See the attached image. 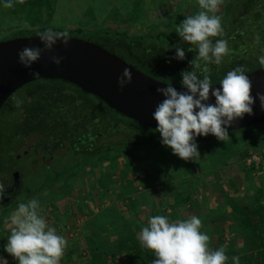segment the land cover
I'll return each mask as SVG.
<instances>
[{"label":"rangeland","instance_id":"1","mask_svg":"<svg viewBox=\"0 0 264 264\" xmlns=\"http://www.w3.org/2000/svg\"><path fill=\"white\" fill-rule=\"evenodd\" d=\"M227 1L231 0H222L217 11ZM5 2L6 0H0V39L27 35L25 27L48 25L81 26L84 31L78 34L79 37L99 41L96 31L105 26L128 32L154 27L166 30L173 26L175 20L181 21L201 10L198 0H40L39 5H34V0H28V3L24 0L22 4L18 0H11L13 7L10 8L4 7ZM93 28V32L88 30ZM256 38L255 41L261 44L257 43L248 63H258L259 57L264 56V42ZM228 47H231L229 43ZM226 74L219 73L215 78L223 79ZM70 89L74 90L73 87ZM111 115L120 126L127 127L128 130L142 133L146 130L126 117L114 113ZM7 116L3 109L0 110V125L1 120ZM254 129L255 134L247 137H241L239 131L228 132L230 139L227 141H220L212 134L199 136L201 140L195 141L200 143L197 144L200 157L195 160L185 161L168 147H152L130 149L127 154H115L112 151L103 158L92 157L82 164L81 157L78 159L71 151H65L62 156L54 155L48 161L29 163L11 199L0 205V249L4 250L7 244L4 238L8 239L11 234L10 216L20 203L29 201L30 197L39 201V215L44 219H57V225L68 220L63 211L81 213L83 204L87 205V200L82 205L79 203L81 191L83 194H94L95 203L98 202V197H102L101 201H108V211L119 209L123 215H128L132 208L141 213L147 212L149 220L151 216H155V212L162 215L163 212L173 210L169 204L179 187H173L171 183L180 182L183 190L191 196L190 202L182 206L184 210L181 211V219L192 216L199 218L202 222L201 232L210 237L209 247H215L216 232L211 228L230 220L225 197L239 203H250L258 195L264 202V171L258 172L261 168L248 171L244 159L248 148H264V121L254 125ZM110 136L117 138L120 134L112 133ZM47 170L51 173L49 176L44 175ZM37 178L39 179L36 180ZM123 178L130 184L123 185ZM128 186L130 188L127 190ZM57 207L60 213H57ZM74 221L77 225L79 217ZM94 221L88 223L86 220L83 223L81 220L83 227L76 229V233L72 231L73 241L67 239L64 255L71 247L68 253L74 259L78 258L76 264L87 262L83 258L87 257L84 256L87 254L85 238L89 231L105 242L110 234H115L113 225L103 231L101 226L106 225L97 223V219ZM90 224L96 226V229H89ZM57 234H60V230ZM97 237L95 238L98 239ZM228 237L233 243V251H228L226 255H231L234 251L241 253L247 249V239L242 233H230ZM72 243L74 246H70Z\"/></svg>","mask_w":264,"mask_h":264},{"label":"trees","instance_id":"2","mask_svg":"<svg viewBox=\"0 0 264 264\" xmlns=\"http://www.w3.org/2000/svg\"><path fill=\"white\" fill-rule=\"evenodd\" d=\"M39 2L40 0L38 2L34 0V5H39ZM25 3H28V0ZM215 15L221 18L223 34L218 37H210V39L213 42L218 39H225L231 47H229V53L223 57L220 65H208L212 82L218 81L215 77L219 73H227L238 66H243L248 71L261 65L259 62H248L251 60L257 43L261 44L259 41H255L256 37L264 42V0L227 1ZM181 21L175 20L173 26L166 30L154 27L137 32H128L127 30L105 26L100 30L96 29L99 30L96 31V37L101 41H91L108 48L128 63L154 78L175 85H182L181 72L191 70L189 62L195 60L198 53L196 45L183 41L176 33V28ZM47 28H52L55 31H67L72 36H78L84 31L81 26L57 27L48 25L34 28L25 27L24 30H27L26 34L29 35L43 32ZM88 30L95 31L94 28ZM175 46L185 50L183 60L173 59ZM189 48L192 50L189 51ZM200 64L203 66L204 62L200 61ZM26 87L28 88L25 89ZM71 87H73V91L70 89ZM20 88L23 90H20ZM18 90L21 92H18ZM2 109L8 116L6 119L2 118L4 120H1V144H7L8 140L13 138L14 128L19 116L22 118L25 130L35 129L45 140L49 136L50 128L52 131L62 134L61 130L66 126L65 123L68 119L69 132L78 128V125L71 122V120L80 118L81 114V164L92 157L103 158L112 151L115 154L120 152L127 154L130 149L166 147L161 143L160 133L156 129L133 121L128 117L126 118L144 127L145 132H135L128 130L127 127L120 126L111 114L123 115L117 113L94 95L61 79L38 78L23 84L3 101L0 106V110ZM262 121L264 119L228 132L239 131L241 137L251 136L256 131L254 125ZM112 133H119L120 136L113 138L110 136ZM208 135H211V133ZM201 137H195V140L199 141ZM0 156H3L2 159L6 162L9 161L7 165L14 160V158H11L10 148L4 149V153H0ZM246 168L248 171H252L259 168V166L255 167L250 164ZM173 170L176 169L173 167ZM122 180L123 185L130 184L124 178ZM171 186L179 187L174 192L172 202L169 204L173 210L163 212L164 215H162L168 217L170 222H174L181 219V211L184 210L182 206L190 202L191 196L183 190L181 182L171 183ZM129 188L130 186L126 189ZM252 200L250 203H237L230 197H225L229 208V217L232 221L211 228L213 232H216L215 247H209L211 250L226 247V253L233 251V243L228 237L230 233H242L247 239V249L241 253L234 251L233 254L227 255L229 259L225 264H234L231 259L233 256L240 257L239 264H264V202L261 200V196L258 195ZM158 202L160 204V201ZM213 211H211V214H213ZM129 214V217L123 215L119 209L108 211V207L98 212L96 217H98L100 224L102 222L106 225L104 227L101 224L103 225V227L101 226L104 229L103 231H106L112 225H117L118 228L115 231V236L112 239H107V242L102 241L94 233H91L92 231H89L85 238L88 264H152V261L156 259L155 254L150 249L142 247L139 241L142 226L148 225L146 216L143 215V211L141 213L139 210L132 208ZM156 214L158 215L155 212ZM114 222L116 223L114 224ZM122 254L125 256L122 257Z\"/></svg>","mask_w":264,"mask_h":264},{"label":"clouds","instance_id":"3","mask_svg":"<svg viewBox=\"0 0 264 264\" xmlns=\"http://www.w3.org/2000/svg\"><path fill=\"white\" fill-rule=\"evenodd\" d=\"M18 2L22 4L24 0ZM221 3L222 0H198L201 10L185 17L176 28L183 41L197 46V58L189 62L191 70L181 72V84L187 91L178 92L170 83L156 89L165 97L152 113L157 121L156 131L160 133L161 143L185 161L200 157L195 137L211 133L218 140L227 141L230 139L227 129L232 122L243 118L245 113L253 114L252 82L243 66L227 72L219 82L221 88L211 89L215 105L205 103L213 84L208 65H220L223 57L229 53L225 39L215 42L210 39L223 34L221 18L215 15ZM4 7H13L11 0H6ZM37 37L43 43V48L24 47L18 53L19 62L26 68H30L43 51L51 50L57 40L66 46L70 38L67 31L52 28L38 32ZM184 58L185 50L175 46L173 59ZM51 59L59 65L63 57L53 56ZM200 61L204 62L203 66ZM259 63L264 65V56L259 57ZM32 75L39 76V73L32 72ZM131 80L129 68H125L117 78L121 89ZM256 99L264 109V94L257 92ZM38 208L37 199L18 205L10 216L11 234L4 250L18 264H60L68 241L57 234L56 228L48 226L39 215ZM201 227L202 222L196 216L170 222L166 216L155 215L149 218L147 226H142L139 241L142 247L155 254L156 259L152 264H225L229 259L226 247L211 250L210 237L201 232ZM231 259L234 264H239V256ZM0 264H8L7 259L0 257Z\"/></svg>","mask_w":264,"mask_h":264},{"label":"water","instance_id":"4","mask_svg":"<svg viewBox=\"0 0 264 264\" xmlns=\"http://www.w3.org/2000/svg\"><path fill=\"white\" fill-rule=\"evenodd\" d=\"M69 37L66 46L57 40L51 50L43 51L40 58L30 68L24 67L19 62L18 53L24 47L43 48V43L37 37V33L0 39V106L12 92L23 84L38 78H55L80 87L117 113L156 129L157 121L152 113L165 99L156 89L166 87L169 83L146 74L99 43L78 36L69 35ZM53 56L63 57L59 65L52 62L51 57ZM125 68L130 69L132 80L121 89L117 78ZM32 72H38L39 76H33ZM246 75L252 82L253 114L245 113L243 118L235 119L227 129L228 131L264 119V109L256 99L257 92L264 94V65L248 70ZM219 82L220 80L212 82L206 104L215 105V97L211 95V89L221 88ZM170 84L178 92L187 91L182 85ZM22 150L23 147L17 149L16 158L23 152ZM15 162L16 159L6 166L12 175V184L0 194V202L6 200L7 194L18 185Z\"/></svg>","mask_w":264,"mask_h":264},{"label":"flooded vegetation","instance_id":"5","mask_svg":"<svg viewBox=\"0 0 264 264\" xmlns=\"http://www.w3.org/2000/svg\"><path fill=\"white\" fill-rule=\"evenodd\" d=\"M71 122L78 125V128L73 129L71 132L68 131L69 119L67 120L66 126L61 130V133L55 132L49 129V136L44 138L36 131L31 129L25 130L22 118L19 116L16 126L14 128L15 133L13 138L8 140L9 142L0 145V153H4V149L10 148L12 159H16L15 165L18 173V185L20 184L22 174L27 169V164L36 163L41 161H48L59 155H63L66 151H71L78 159L81 157V114L78 119L73 118ZM63 124V125H65ZM11 145V146H10ZM23 147V152L16 158L15 154L18 148ZM0 156V194L7 190L12 184V175L6 169V165L9 161L2 159ZM11 161V160H10ZM58 173V172H57ZM45 174H51L49 170L44 172ZM55 174V173H54ZM49 176V175H48ZM41 177V176H40ZM37 178L36 180H38ZM35 180V181H36ZM25 181V180H24ZM38 182V181H37ZM26 186V185H25ZM27 187V186H26ZM17 186L7 194V199L1 204L8 202L11 199V195L14 194Z\"/></svg>","mask_w":264,"mask_h":264},{"label":"crops","instance_id":"6","mask_svg":"<svg viewBox=\"0 0 264 264\" xmlns=\"http://www.w3.org/2000/svg\"><path fill=\"white\" fill-rule=\"evenodd\" d=\"M254 145H256V144H254ZM263 147H261V146H259V147H255V148H253V147H250V148H248L247 150H249V149H251V150H259V149H262ZM264 149V148H263ZM246 153H247V151H246ZM264 161V160H263ZM264 163V162H263ZM260 168V167H259ZM259 168H257V169H259ZM253 171V170H252ZM262 171H264V168L263 169H260L258 172H262ZM251 173H253V172H251ZM263 173V172H262ZM76 197V196H75ZM95 197V195L94 194H92V193H88V194H83V192L81 191V194H80V200H79V203H80V205H82V203H84L85 202V200H87V205H84L83 204V207H82V210H81V213H76V212H70L69 213V210L66 212V211H63L62 213L64 214H66L67 215V217H68V220L65 222V223H61V224H56L57 223V219H54L53 217H48V219L47 218H45V221H46V223L48 224V226H50V227H54V228H56V230L57 231H59L60 230V234H61V236H64L65 237V239L67 240V239H71V241H73L72 239H73V232L72 231H74V233H76L75 232V230L76 229H81L82 227H83V223H84V221H86L87 220V222L89 223V222H95L94 220H96L98 217H95V214H97V212H99L100 210H102V209H105V208H107L108 206H109V202L107 201V202H104V201H101V199H102V197H98V199H97V201L98 202H96L95 203V201L93 200V198ZM25 199H27V198H25ZM24 199V200H25ZM30 199H31V197H30ZM29 199V200H30ZM100 201V202H99ZM18 202V201H17ZM24 203H26V202H24ZM237 203H239V202H237ZM95 205H97V206H95ZM93 206H94V208H93ZM100 209V210H99ZM59 210V211H58ZM50 211H52V208H51V210ZM73 211V210H72ZM57 213H60V209L57 207ZM147 214V212H145V211H143V215H145L146 217V221L148 222V215H146ZM81 215V216H80ZM229 216V215H228ZM72 217H74L73 219H72ZM76 217H79V224H78V222L76 223L77 225H80V226H77V225H75V222L76 221H74V220H76ZM230 218V217H229ZM57 220V221H56ZM69 220H71L72 222H69ZM81 220L83 221V223L81 222ZM90 220V221H89ZM232 221V219L230 218V220L228 219V221H225V222H227V223H229V222H231ZM97 223L99 222V220L97 219V221H96ZM224 221L222 222V225L223 224H227V223H225ZM89 226V227H88ZM87 227L89 228V229H96V226H94V225H92V224H90V225H88ZM218 226H221V225H218ZM217 227V226H216ZM115 230L118 228V226L117 225H115L114 227H113ZM87 231V230H86ZM9 232V231H8ZM59 234V235H60ZM10 235V234H9ZM115 235H112V234H110V236H109V238H106V239H112L113 237H114ZM4 240L6 241L7 240V242H8V239H6V238H4ZM68 241V240H67ZM74 243H72V244H70V246H74L73 245ZM69 247V246H68ZM70 249H72L71 247L69 248V250ZM68 250V251H69ZM68 251L66 252V254L64 255V257H63V259H61L60 260V264H76L77 263V261H78V258H73L72 257V255H69L70 253H68ZM83 253V252H82ZM0 254H9V253H7L5 250H3L2 251V249H0ZM10 255V254H9ZM84 256H87V255H84ZM83 256V257H84ZM122 257H124L125 255L124 254H122L121 255ZM88 257V256H87ZM83 258L85 261L86 260H88V258ZM86 264H87V262H85ZM85 263H83V264H85ZM8 264H18V261L17 260H15V259H13V260H11V261H9L8 262Z\"/></svg>","mask_w":264,"mask_h":264},{"label":"built area","instance_id":"7","mask_svg":"<svg viewBox=\"0 0 264 264\" xmlns=\"http://www.w3.org/2000/svg\"><path fill=\"white\" fill-rule=\"evenodd\" d=\"M263 158H264V149H259V150H247L246 156L244 157L245 163L247 165H254L255 167H260L261 169L264 168V163H263ZM0 257H3L7 259V261H11L15 259L13 256L9 254H0ZM16 260V259H15Z\"/></svg>","mask_w":264,"mask_h":264}]
</instances>
